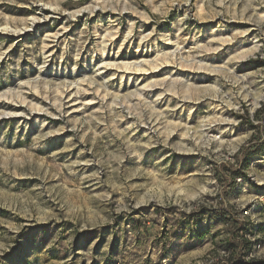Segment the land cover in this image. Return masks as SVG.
<instances>
[{
  "label": "rangeland",
  "instance_id": "1",
  "mask_svg": "<svg viewBox=\"0 0 264 264\" xmlns=\"http://www.w3.org/2000/svg\"><path fill=\"white\" fill-rule=\"evenodd\" d=\"M263 103L264 0H0V264L264 261Z\"/></svg>",
  "mask_w": 264,
  "mask_h": 264
},
{
  "label": "bare ground",
  "instance_id": "2",
  "mask_svg": "<svg viewBox=\"0 0 264 264\" xmlns=\"http://www.w3.org/2000/svg\"><path fill=\"white\" fill-rule=\"evenodd\" d=\"M96 10V8L94 7H90V6H86V7H84V8H82V9H80L78 12H76L78 15H80V14H83V13H85V12H89V13H93V11H95ZM74 15V14H73ZM72 16V15H71ZM47 17H49V16H46V15H41V16H33V17H31V18H29L28 19V23H29V26H30V28L32 27V26H35L37 23H40L44 18H46L47 19ZM44 21V20H43ZM28 27L27 26H25L23 29H20V32L21 31H25L26 29H27ZM7 31V30H6ZM144 35V34H143ZM107 36H108V33L106 32V33H104V35L101 37V42L103 43V45H104V41L107 39ZM48 37H51V36H48ZM54 39H56V38H62V37H65V35L63 34L62 36H60V34H59V36H58V34H54L53 36H52ZM149 37H150V35H145V36H143L142 37V40H144V41H148L149 40ZM224 42L226 41V40H223ZM169 44V43H168ZM101 46V45H100ZM106 48V47H105ZM102 49V48H101ZM250 51L251 50H256V45H254L252 48H250L249 49ZM173 53H175V51H173V52H168L167 53V55H173ZM165 55V54H164ZM158 56V55H157ZM171 57V56H170ZM157 59V58H156ZM155 59V60H156ZM143 66H150V67H152V61L151 60H146V59H142V60H136V61H133V62H121V63H112V64H110V63H107V62H105V61H103V60H100V63H99V69L97 70L98 71V73H96V74H94V77H97V76H103V74H106V72H108L109 70H111L112 68L113 69H115V71L116 72H122L123 73V76H124V74H142V75H146L147 73V70L146 69H144L143 68ZM199 66V65H198ZM152 72V71H151ZM155 72V71H154ZM149 73V72H148ZM84 80V79H83ZM166 82H168V84L167 85H172V84H175L176 82H178V80L176 79V78H173V76H170V77H168V76H166V77H164V78H160L159 80H156V81H152L151 83H145V84H142V83H135L134 85H133V87H134V90H136L137 92H144V91H147V90H149L150 88H155V89H157L158 88V86H163L162 84H164V83H166ZM78 83V82H77ZM82 83H83V81H82ZM94 83V82H93ZM107 84V83H106ZM79 85V84H78ZM102 87V86H101ZM77 91V90H76ZM102 91V90H101ZM164 92V91H163ZM99 93V92H98ZM103 93V92H102ZM100 94V93H99ZM105 94V93H104ZM109 94V93H108ZM116 94H118V92L116 93ZM116 94H114L115 95V97H116ZM127 94H129V93H127ZM106 95V94H105ZM104 95V96H105ZM120 95V94H119ZM124 96V95H123ZM171 96V95H170ZM106 97V96H105ZM135 97V96H134ZM102 98V97H101ZM68 101V100H67ZM157 101H158V99H157ZM157 101H156V103H157ZM154 102V101H153ZM180 103H181V106H183V104H185V100L184 99H182V100H180L179 101ZM162 105H163V103L162 102H160V103H158V106H159V109H160V107H162ZM180 106V107H181ZM61 107H63V104L61 105ZM156 107V106H155ZM158 107H156L155 109H157ZM217 110V109H216ZM158 111V110H157ZM158 113H160V112H158ZM215 116H217V115H214V117ZM221 117V116H220ZM219 116L218 117H215L216 118V120H214L213 122L215 123L214 124V126L215 125H217L218 127H220V126H222L224 123L222 122L223 121V119L222 118H220ZM212 120V119H211ZM209 122V121H208ZM207 122V123H208ZM211 124H212V122H210ZM144 124V123H143ZM159 124V123H158ZM206 124V123H205ZM209 124V123H208ZM204 125V124H203ZM202 125V126H203ZM207 125V124H206ZM205 125V126H206ZM210 125H207V127H206V129H204V130H209L210 132H212V128H211V126L209 127ZM155 127H157L156 126V124H155ZM204 127V126H203ZM158 129H159V127H158Z\"/></svg>",
  "mask_w": 264,
  "mask_h": 264
},
{
  "label": "trees",
  "instance_id": "3",
  "mask_svg": "<svg viewBox=\"0 0 264 264\" xmlns=\"http://www.w3.org/2000/svg\"><path fill=\"white\" fill-rule=\"evenodd\" d=\"M262 109H264V103L261 106ZM258 113L259 110L256 111V113L254 114L255 118H258ZM252 153V152H250ZM247 160L248 157H246ZM224 222H226V225L229 226V238H230V243H228L227 249H229V253H230V259L235 258V261H239L241 260L240 255L241 256H245L249 253L250 251V243L249 241H247L244 237L239 236L240 235V231L242 230V225L239 224L236 220V216L235 213H229L228 215L222 217ZM247 231V228H245ZM239 264H264V261H259V262H255V261H246V260H242L240 261Z\"/></svg>",
  "mask_w": 264,
  "mask_h": 264
}]
</instances>
